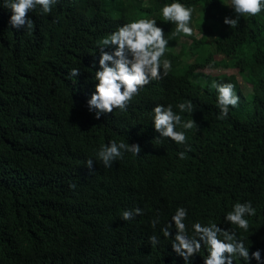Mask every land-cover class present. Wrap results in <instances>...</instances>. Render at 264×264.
I'll return each instance as SVG.
<instances>
[{
  "label": "trees",
  "instance_id": "1",
  "mask_svg": "<svg viewBox=\"0 0 264 264\" xmlns=\"http://www.w3.org/2000/svg\"><path fill=\"white\" fill-rule=\"evenodd\" d=\"M171 2L58 0L48 14L40 6L28 13L31 30H17L0 0V264H185L171 247L175 228L171 237L161 232L180 206L188 210L189 236L194 222H214L234 229L249 254L259 249L264 259V11L218 34L229 14L225 0H180L194 8L191 21L204 33L202 40L190 37L195 54L207 53L185 65L183 52L174 50L185 35H174L175 25L160 11ZM140 18L155 19L164 29L172 69L143 87L127 111L97 120L87 107L97 83V46ZM207 64L230 65L253 85L245 97L235 75L218 77L240 96L227 119H217L213 80L201 77L206 86L192 80ZM72 68L80 70L77 78L68 77ZM187 100L195 105L193 114L176 107ZM156 104H172L184 120L198 124L186 131L191 150L184 159L179 153L185 145L155 131ZM112 140L139 143L141 153H125L105 167L96 153ZM246 201L256 208L246 217L248 232L224 221L236 202ZM136 207L143 215L121 219L125 209ZM207 254L202 246L192 264H203ZM233 264L249 262L236 256Z\"/></svg>",
  "mask_w": 264,
  "mask_h": 264
},
{
  "label": "clouds",
  "instance_id": "2",
  "mask_svg": "<svg viewBox=\"0 0 264 264\" xmlns=\"http://www.w3.org/2000/svg\"><path fill=\"white\" fill-rule=\"evenodd\" d=\"M57 3L58 0H4L3 7L8 8L12 13L9 18L12 28L31 30L34 21L28 13L40 6L41 13L48 14L52 11L53 5ZM225 6L232 8L234 15L225 16L224 23L230 28H235L240 23L241 17H255L264 11V0H231L230 4ZM160 11L165 22L175 25L174 35L182 33L188 37L193 36L194 30L191 26L193 7L181 3L180 0H173L171 3L163 4ZM168 45L169 40L165 37L164 29L158 26L155 19H134L107 34L97 46L99 50V68L95 71L97 83L95 91L87 100L88 110L94 113V118L99 120L102 115L112 114L116 109L121 112L127 111L128 105L134 97L140 94L143 87L153 80H160L167 76L172 69V61L165 58ZM106 49H111V51ZM199 69L192 77L196 83L200 82L201 77H205L198 72ZM79 75L78 68H72L68 72L69 78H77ZM211 88L217 93L216 106L219 109L217 119H227L229 108L239 106L240 96L236 93L235 85L230 82L213 81ZM176 107L180 113L193 114L195 110V105L191 100L180 102ZM152 112L154 114L153 126L160 134L159 137L168 138L178 145H185V151L179 153V158L184 159L186 152L191 150V145L187 143L186 131L194 126L198 127L196 121L194 119L184 120L173 110L172 104L167 106L156 104ZM125 153L139 156L141 145L124 141L117 143L112 140L100 146L96 157L105 167H111L114 161L122 160ZM93 166V159H87L86 167L89 171L94 169ZM70 187L74 189L76 185L71 184ZM137 215H143L142 208L125 209L121 213V219L128 221ZM255 215L256 208L253 207L251 201L236 202L232 210L224 216V221L248 232L250 223L246 217ZM187 217V208L177 207L171 221L161 229L164 237L167 238L172 236L171 230L175 228L171 247L178 256L183 258L185 264H192V257L200 252L202 246L207 248L208 253L203 258V264H233V258L236 256L248 261L249 264L251 259H255L257 264H264L261 251L257 249L250 255L249 248L245 247L244 239L238 237L234 229L219 227L214 222L202 224L196 221L191 226L192 235L189 236L188 226L184 222ZM159 222L158 216L151 221L153 229ZM149 241L153 247L159 243L155 234L149 237Z\"/></svg>",
  "mask_w": 264,
  "mask_h": 264
},
{
  "label": "rangeland",
  "instance_id": "3",
  "mask_svg": "<svg viewBox=\"0 0 264 264\" xmlns=\"http://www.w3.org/2000/svg\"><path fill=\"white\" fill-rule=\"evenodd\" d=\"M231 0H225V5L230 4ZM147 3V0H145V4ZM227 8V10L229 11V14H225V16H233L234 12L233 9L225 6ZM224 16V17H225ZM191 26L193 27L194 30V37L198 40H202L203 39V35L204 33L201 31L200 26H197V24L195 23V21H191ZM229 26L226 25L224 22L222 24H220L218 26V28L216 29L218 34H221L222 32H224L225 30H227ZM216 33V35H218ZM215 36V35H214ZM193 45V40L190 39V37L188 36H183L180 39V42L176 45V47H174L175 52L178 53H182L184 55L183 58V63L188 65V62L190 61L191 64L193 63H197L198 61H202L204 58V56H207V53L205 52L203 53H197L195 54V50L192 48ZM210 49L212 47H209ZM194 51V53H192ZM216 59L221 60L222 56H217ZM229 65V64H228ZM199 73L205 75V77H203L204 79L207 77H210L213 81L218 80V77L221 75H235L237 77L238 83L240 85V88L244 94L245 97H248L249 95H251V93L253 92V85L249 82V80L247 78H245V76L243 74H241L239 72L238 69H234L232 66H228V67H212L211 65H207L205 68L199 69L198 70ZM199 79H197L198 81ZM199 84H202L203 86H206V82H197Z\"/></svg>",
  "mask_w": 264,
  "mask_h": 264
}]
</instances>
